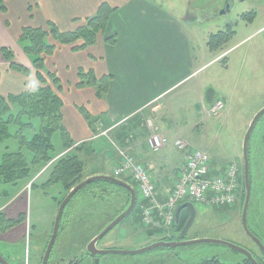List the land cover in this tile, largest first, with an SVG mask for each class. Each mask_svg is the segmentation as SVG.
Listing matches in <instances>:
<instances>
[{
  "label": "crops",
  "instance_id": "0c3cea01",
  "mask_svg": "<svg viewBox=\"0 0 264 264\" xmlns=\"http://www.w3.org/2000/svg\"><path fill=\"white\" fill-rule=\"evenodd\" d=\"M238 1L244 2L237 0L236 3ZM104 3L117 10L110 18L105 33L99 36L98 42L79 52H74L70 47H63L46 62V67L49 68L47 71L56 72L62 84L61 94L65 102L64 126L75 143V149L83 148V157L89 160L86 164V179L97 175L113 176L120 163L129 156L148 169L152 179L157 183L158 190L162 182H165L168 185V192L171 193L179 171L185 163V155L183 160L178 162L172 180L169 181L168 171L171 167V161L167 158L169 150L166 148L155 154L150 147L149 139L154 131L173 139L182 136L179 134L181 130L174 127L176 121L172 115L173 105L177 104L178 97V100H181V96L194 98V104L191 106L196 115L200 113L202 116L200 123L196 122V117L194 118L193 132L199 130L202 124L208 125L212 118L209 109L217 101L225 104L222 116L217 119L226 123L233 118L237 106L233 95L238 87H234L232 94V89L211 84L214 93L210 95L208 102L206 98L208 87L199 83L200 72L218 60L223 61L224 58L222 69L225 72L230 70L231 63L227 58L232 48L225 54L217 55L209 64L201 65L200 57L194 56L193 43L182 25V19L174 18L163 6L151 0H5L6 12H2L0 5V49L4 46L17 48L21 55L17 39L23 28H43L48 21H52L64 32L73 31L78 26L76 20L81 22L93 17ZM20 7L21 12H18ZM198 11L203 12L201 6ZM188 15L190 19H200L198 12L193 11L191 5L184 19L186 23ZM14 21L18 23L16 27L12 25ZM109 38L116 39L115 44L109 43L107 41ZM22 58L23 61L20 57L18 59L32 68L31 63ZM247 63V59H242L243 67ZM5 67L7 69V66ZM81 69L85 72L92 71L98 80L104 78L108 83L106 89L93 86L77 88ZM33 80L35 81V78L32 75L24 77L6 73L0 89L6 91V94L18 93L23 88L34 85ZM188 84L189 87H186L181 96L178 94L173 99H168L178 87L183 88ZM82 110L89 114V120ZM254 115L246 118L243 116L238 121L235 130L237 140L243 138ZM145 120L153 121L154 130L147 127ZM61 155L63 154L59 156ZM242 163L238 161L239 166ZM230 165L228 162L222 163L221 166L224 168L213 172L221 174ZM215 166L213 161V168ZM155 178L159 181L157 182ZM158 196L161 200L167 197L161 196L160 193ZM147 203L142 200L141 206H146ZM79 204L77 213L73 214L75 218L71 220L85 222L92 216L107 220V215L101 207L91 211L92 209L79 207ZM21 211L26 212V205L24 204L22 208L19 203L15 210L11 209L9 217L18 218ZM109 216L113 217L111 214ZM85 229L81 226L82 233ZM140 229L151 231L141 224ZM171 230L172 232L166 231L167 233L159 231L161 234L158 235L160 238L156 243L177 241V238H172L179 235L177 230L175 228ZM13 233H16L15 239L7 240L5 234L0 236V241L17 243L27 233V224L24 222L9 232ZM82 235L84 236V233ZM88 236L91 238L90 234Z\"/></svg>",
  "mask_w": 264,
  "mask_h": 264
},
{
  "label": "rangeland",
  "instance_id": "374dc122",
  "mask_svg": "<svg viewBox=\"0 0 264 264\" xmlns=\"http://www.w3.org/2000/svg\"><path fill=\"white\" fill-rule=\"evenodd\" d=\"M151 1L159 6H163L166 12L171 14L174 18L179 20L182 19V25L188 33L190 41L193 43L194 56L200 57L201 65L209 64L213 58L219 55L209 51L207 45L209 36L224 30L230 23L236 25V36L229 44V49L232 48L233 50L229 52L227 58L231 63V66L229 63L230 70L225 72V70L222 69L224 64L223 61L218 60L216 63L209 64L199 74V83L202 86L208 87L207 89L213 86L211 84H217L228 90L232 89L231 93L233 94L234 87H238L235 95H233V99L237 101L233 118L227 121L228 123H222V121H219L216 117H212L208 125L202 124L199 130L193 132L192 127L195 125L194 118L196 117V122L200 123L202 116L200 113L196 115L194 108L191 106L194 104V98L190 99L181 96L186 87H189V84L183 88L178 87V90L175 89L176 91L172 93L168 99H173L178 94L181 96V100H178V97L177 104L173 105L174 107L172 108V115L175 116L176 121V125H173L181 130L179 134H182V136L180 137L183 138L189 147L207 150L212 155L213 161L216 164L212 172L213 170L221 171L224 168L221 164H225V162L230 164H238V161L244 162V141L247 132L244 134L243 138L241 137L237 140L235 137V130L236 127H238L237 123L243 116L245 118L248 116L252 117L253 114L257 115L264 109V0L238 1V3H235L234 9H232L229 17L220 15L225 9L227 0ZM190 5L192 10L197 11L200 17L197 23L193 25L184 21ZM199 6H201L203 10L201 13L198 11ZM21 9L20 7L18 12H21ZM253 11L257 13V17L253 23L248 24L242 20L241 17L243 14ZM19 15L21 16V14ZM12 25L16 27L18 23L14 21ZM242 59L248 60V63L244 67L241 64ZM46 69L48 70L49 68L46 67ZM218 71L219 73H217ZM83 73L86 74V72ZM79 74L78 80H80ZM31 84H33V82H31ZM62 92L63 88L61 93ZM189 95L190 94H188V96ZM33 123L36 124L37 122L34 121ZM175 140L176 138H171V143ZM53 143L55 146V155L59 158L71 152L73 154L77 153L86 164L89 162L88 159L83 157L84 153L78 152L75 146L68 151L64 150V148H62V138L60 134L54 136ZM249 146L253 192L248 213V224L253 234L257 237L259 236L264 242V116L257 124L250 139ZM6 147H9V150L12 152H17L20 149L19 142L15 139H10L0 144V156L5 153ZM166 148L169 150L167 158L171 161V167L168 171L169 181H171V177L174 174L178 162L183 160L184 155L186 159V152L181 151L174 145H170ZM60 154L63 155L59 156ZM26 156L28 160L31 161V155L26 152ZM240 167V174L243 179L244 164L242 163ZM48 168V165L34 168L32 179L29 178L27 181L21 182L18 185H0V195L5 189L7 191V196H0V213H5L9 216L11 209L15 210L19 203L22 208L24 204L26 205V212L21 211V213L26 216L25 223L27 224V233L22 239L18 240L17 243H10L6 240L0 241V254L6 258L10 264L42 263L53 233L55 217L61 205L60 202H63L65 196L68 194L64 192L61 184L45 185L51 176V169ZM227 168H225V170ZM111 173L113 174V172ZM84 175H86V172ZM155 179L157 182L159 181L157 178ZM85 180L87 179H83V181ZM121 180L137 191L138 204L134 212L123 223L116 227L98 248L136 251L149 247L160 238L158 236L161 234L158 233L159 231L167 232L162 229L157 230L155 227L150 228L153 232L149 230L142 231L140 229L144 210H141V201L143 199L141 200L139 186L132 180L130 172L126 173ZM242 183L245 189V179L242 180ZM105 186L107 189L104 191V197L107 199L106 201L109 200V204L106 205L105 201V205L102 202L100 207L105 211L106 215L111 214L114 217L116 210L123 206L122 202L125 198V194L112 184L100 182L94 185L92 194H101L100 188ZM167 189L168 185L165 182H162L160 190L157 188L156 198H159L160 203H164L165 199L161 200L158 196L159 193L161 196L165 195L168 197L173 191L172 189L170 193ZM84 198L86 197L82 193L81 196H78L67 207L62 220V226L63 230L66 226L68 227L66 231L60 230V235L53 249L49 264H73L76 259L81 260L80 264L94 263V260L85 254V249L81 251L83 247L80 246H86L88 244L86 242L92 240L88 235L90 234V236H92L96 231L85 229L83 236L82 231L79 227H74V221L71 220V218H75L73 214L77 213V204L81 202L79 207H84L87 204L85 201L86 199L84 201L80 200ZM91 198L92 196L90 199ZM243 200L244 195L233 208L226 206L223 208H212V206L207 203L195 202L197 219L189 231L186 240L192 241L207 238L225 241L248 249L258 257L264 259V253L244 232L242 223ZM93 202L97 205V202L92 201L89 203V207H85L86 210L94 208ZM91 221L92 220H86L84 223L88 224ZM93 222H95V219H93ZM69 229H71V232H69ZM168 231L172 232L171 229ZM148 233L151 235L149 236ZM3 235L4 234L1 236ZM15 236L16 233L9 234L8 231L6 232L7 240L15 239ZM172 238H177V240H179V235H175ZM245 258L246 257L241 253L226 246L201 243L176 249L157 248L146 254L135 256L109 255L102 259V264H206L207 262L213 261L219 264H241L245 262Z\"/></svg>",
  "mask_w": 264,
  "mask_h": 264
},
{
  "label": "trees",
  "instance_id": "16d2710c",
  "mask_svg": "<svg viewBox=\"0 0 264 264\" xmlns=\"http://www.w3.org/2000/svg\"><path fill=\"white\" fill-rule=\"evenodd\" d=\"M4 3L5 0H0L2 12L7 11ZM116 10L109 4L104 3L93 17L81 22L76 20L77 28L68 32L60 30L52 21H48L43 28L25 27L17 39L22 56L19 55L17 48L4 46L0 49V85L6 73H15L24 77L32 75L35 78V81H33L34 85L25 87L18 93L6 94V91L3 92L0 89V144L10 139H15L20 145V149L17 152H12L9 147H6L5 153L0 156V185H18L32 177L34 168L47 165L49 166L48 169H51V176L45 185L61 184L65 193H69L83 179L87 178L84 175L86 163L77 153L69 152L61 158L55 155L53 138L56 134L61 135L62 148L64 150L68 151L74 148L75 143L64 126L63 110L65 102L61 94V81L56 72L47 71L46 62L57 50L63 47H70L74 52H79L94 46L98 42L99 36L105 33L110 18ZM256 17L257 13L253 11L243 14L241 18L246 23L251 24ZM235 26L234 23H230L224 30L211 34L207 43L208 49L212 53H227L230 50V42L236 36ZM107 41L115 44L116 39L109 38ZM19 57L22 61V57L27 59L31 63L32 68L19 60ZM224 61L225 59L223 58ZM5 66H7V69ZM83 72H85L83 69L79 71L80 80L76 85L77 88L82 89L87 86H93L100 87V89L105 87L106 89L108 83L104 78L98 80L92 71L86 72V74ZM98 92L100 93L99 88ZM213 93L214 90L209 88L206 94L208 102L210 95ZM82 111L86 119L89 120V114L84 110ZM34 121L37 123H33ZM77 151L82 153L83 148H79ZM26 152L31 155V161L28 160ZM99 182L109 183L118 187L120 191L124 192L125 198L122 202L123 206L116 210V214L112 218L107 215V220H104L102 217L92 216L91 219H88V221L92 220L88 224L74 219L76 221H74V227H79L81 230L82 226L86 230L96 231L91 236V239L121 214L128 207L131 199L127 190L111 182ZM95 184H98V182L85 187L76 195L73 201L83 193L86 197L83 201L86 199L87 203L84 208L89 207V203L92 201L97 202V205L93 202L94 208L92 210L99 209L102 202L105 205L107 199L104 197V191L107 188L106 186L103 187L101 194H92ZM1 195L7 196L6 189L3 193L1 192ZM91 196L92 198L90 199ZM108 204L109 200L106 201V205ZM189 216V213H186L180 217L178 225L175 226L178 234L184 229ZM25 219L26 216L23 213L18 218H10L7 214L0 213V236L24 223ZM93 219H95V222H93ZM61 230H63V226H61ZM84 249L85 247L81 251ZM244 263L251 264L247 258H245ZM206 264L219 263L213 261Z\"/></svg>",
  "mask_w": 264,
  "mask_h": 264
},
{
  "label": "built area",
  "instance_id": "2783aa9c",
  "mask_svg": "<svg viewBox=\"0 0 264 264\" xmlns=\"http://www.w3.org/2000/svg\"><path fill=\"white\" fill-rule=\"evenodd\" d=\"M225 109L218 102L210 111L219 117ZM150 129H154L152 120H145ZM154 153H160L170 146V137L155 133L149 139ZM181 151L186 152V159L181 168L170 196L160 203L157 195V184L149 171L129 156L118 166L115 177L120 178L130 172L132 180L139 186L140 194L148 205L144 207L143 218L146 227L171 228L175 223L176 209L186 201L207 203L215 208L234 207L242 194V178L236 164L230 165L221 174L212 172V158L208 152L189 147L183 138L173 142Z\"/></svg>",
  "mask_w": 264,
  "mask_h": 264
},
{
  "label": "water",
  "instance_id": "95a60500",
  "mask_svg": "<svg viewBox=\"0 0 264 264\" xmlns=\"http://www.w3.org/2000/svg\"><path fill=\"white\" fill-rule=\"evenodd\" d=\"M235 0H232V3H234ZM232 12V5L230 3V0L227 1L225 9L220 13L221 16H229L230 13ZM186 21L188 23H196L198 21L197 18L190 19L189 15L186 18ZM264 116V109L261 110L255 117L253 118L250 127L247 131V134L245 136V141H244V171H245V201L243 205V210H242V223H243V229L246 235L253 241L255 242L261 250L264 252V244L260 241L258 237H256L250 230L249 224H248V213H249V208H250V203H251V197H252V177H251V165H250V156H249V144H250V139L253 135V132L256 129L257 124L259 121L262 119ZM99 181H107L111 182L125 190H127L130 193L131 199L128 207L114 220L112 221L108 226L103 229L87 246L86 248V254L95 259L94 264H101V259L102 257L109 256V255H118V256H135V255H142L146 254L152 250H155L157 248H169V249H176L179 247H185V246H191V245H196V244H201V243H212V244H217V245H223L226 246L234 251H237L244 255L252 264H260L257 258L248 250L243 247L234 245L229 242L225 241H220V240H213V239H197V240H186L187 235L191 228L193 227L196 219H197V209L195 205L192 202H187L184 205L180 206L177 209L176 212V224L179 223L181 213L185 209L189 211V219L188 222L186 223L184 229L182 230L180 234V241H172V242H166V241H161L154 243L153 245L136 250V251H124V250H116V249H99L98 245L116 228L118 227L121 223H123L135 210V207L138 202V195L136 190L131 187L129 184H127L124 181L115 179L114 177L111 176H106V175H98L91 177L79 185H77L75 188H73L69 194L65 197L63 202L60 205V208L58 210L56 219H55V224L53 228V233L51 236V239L49 241V244L47 246L46 252L43 257L42 264H49L52 251L55 247V244L57 242L59 232L61 229V224L62 220L65 214V211L68 207V205L72 202V200L75 198V196L82 191L85 187ZM81 260H77L74 264H80ZM0 264H10L2 255H0Z\"/></svg>",
  "mask_w": 264,
  "mask_h": 264
},
{
  "label": "flooded vegetation",
  "instance_id": "af4514ba",
  "mask_svg": "<svg viewBox=\"0 0 264 264\" xmlns=\"http://www.w3.org/2000/svg\"><path fill=\"white\" fill-rule=\"evenodd\" d=\"M228 1V0H227ZM227 1H226V3H227ZM237 1V0H236ZM225 3V4H226ZM230 3H231V5H232V0H230ZM236 3V2H235ZM234 5V4H233ZM233 5H232V7H233ZM252 187H253V179H252ZM188 214L189 213V211L188 210H184V211H182V213H181V216H183V215H185V214ZM263 242V241H262ZM264 243V242H263ZM262 251V250H261ZM263 252V251H262ZM253 253V252H252ZM264 253V252H263ZM86 254V253H85ZM257 258H258V260H259V262H260V264H264V259H262L261 257H258L255 253H253ZM87 255V254H86ZM103 259V258H102ZM94 260V263H95V259H93ZM77 261V259L73 262V264L75 263ZM93 263V264H94ZM42 264V263H41Z\"/></svg>",
  "mask_w": 264,
  "mask_h": 264
}]
</instances>
